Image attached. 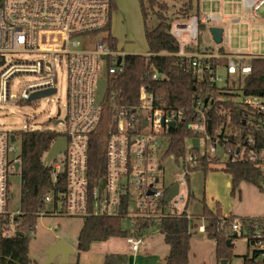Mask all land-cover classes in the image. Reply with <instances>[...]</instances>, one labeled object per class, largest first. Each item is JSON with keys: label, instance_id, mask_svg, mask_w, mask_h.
Returning a JSON list of instances; mask_svg holds the SVG:
<instances>
[{"label": "built area", "instance_id": "built-area-1", "mask_svg": "<svg viewBox=\"0 0 264 264\" xmlns=\"http://www.w3.org/2000/svg\"><path fill=\"white\" fill-rule=\"evenodd\" d=\"M242 6L248 10L253 28L264 29V22L261 26L256 25L264 0H242ZM110 11V0H0V104L30 100L36 91L55 89L56 93L57 63L63 64L67 71V110L64 127L60 130L65 133L67 148L46 163L51 169L54 188L43 198L45 207L38 216H106L155 221L169 214L185 213L192 219L193 214L187 211L189 193L185 197L180 190V184L187 182L186 174L199 164L198 155L191 151L194 147L192 138L187 141L184 174L176 182L179 191L169 202L165 197L173 183L169 188L161 183L157 171L162 166H157L155 158L165 139L168 149L169 132L184 122L185 111L166 106L163 98L145 84L140 85L135 105L120 103L119 93L109 89L110 77L124 72V57L128 54L118 44L112 48L108 40L109 32L105 28L111 20ZM245 18L242 15L226 19L211 13L193 16L185 27H173L171 34L180 45L176 55L188 60L187 70H192L210 91L233 95L231 100L225 101L249 111L240 132L231 131L228 116V122L211 133V111L220 97L215 98L210 92L212 94L205 100L198 99L193 106V121L188 127L198 135L193 138L199 139L200 154L219 157L221 161L247 159L264 169V141L257 144L253 134L264 130V93L246 95L242 85L252 73V61L264 59V55L226 50L232 40L229 24H239ZM225 20L228 22L224 23ZM200 24L221 26L222 42H214L213 49L189 53L186 48L205 39ZM185 36L187 40L182 39ZM21 53L41 54L42 57H16ZM222 69L224 73H221ZM23 74L33 75L35 79L26 82L15 94L11 90L14 79ZM152 78L158 80L160 77L155 73ZM101 79H106L108 86L100 103L97 94ZM105 100L113 111L106 141V174L99 183L91 185L89 144ZM171 122L175 123L174 128L169 126ZM12 136L14 134L0 129V230L6 238L16 235L23 215L21 205L11 206L14 187L10 178L16 175L21 178V166L17 169L20 160L17 156L9 157L16 139L12 140ZM232 139L235 141L231 142ZM261 188L264 191V181ZM220 209L225 214L221 206ZM261 220L264 221V216ZM232 226L238 231L236 223ZM255 226L251 236L253 246L263 248L264 229H260L259 224ZM197 231L206 232L204 217ZM131 232L127 241L132 251L137 252L149 233L139 235L133 228Z\"/></svg>", "mask_w": 264, "mask_h": 264}, {"label": "trees", "instance_id": "trees-1", "mask_svg": "<svg viewBox=\"0 0 264 264\" xmlns=\"http://www.w3.org/2000/svg\"><path fill=\"white\" fill-rule=\"evenodd\" d=\"M141 13L144 20V31L148 45L149 55L127 54L124 57L125 70L123 73L111 76L109 89L119 93V102L124 105H135L138 103V92L141 84L164 100L169 108L182 109L185 111L184 122L177 125L169 132L170 144L165 155L174 154L177 158L184 157L187 141L195 136L188 127L193 121V106L197 100L206 99L211 95L220 99L216 107L212 109V121L209 131L213 133L222 128V124L228 122L232 132H240L244 128L243 121L248 119L249 111L238 108L231 100L232 94L210 91L201 82L192 70H187L186 58L177 56L180 50L179 41L171 34L174 19L167 15V4L158 0H139ZM183 17L189 19L194 9L193 0H186L183 4ZM158 7V9H156ZM111 18L117 10L116 0H110ZM154 17V19H153ZM154 20V23H151ZM204 25L200 24V29ZM105 30L109 32L108 40L112 48H116L118 40L111 33V20ZM187 51H193L191 47ZM159 75L158 80L152 78L153 74ZM243 90L246 95H257L264 93V59L258 58L252 61V73L243 82ZM212 92V93H210ZM225 102V104H224ZM101 117L98 125L91 134L89 144V182L91 185L99 183L106 174V141L108 128L111 124L113 111L105 102L102 104ZM65 133L60 130L44 129L32 131H16L15 138L19 139L20 147L17 154L21 166V196L22 222L18 227L16 235L11 238L3 236L0 230V264H32L29 255L32 234L35 232L38 213L45 205L43 198L53 188V179L50 166L45 162V155L53 142ZM257 144L264 141V130L253 132ZM232 139L231 142H234ZM192 152L198 155L199 164L192 170H200L206 175L210 171H223L232 175V190L235 194L243 181L254 184L260 191L261 182L264 181V169L250 160L232 161L227 159L221 161L219 157L209 158L202 156L198 149L193 147ZM191 170V171H192ZM187 180L189 174H186ZM190 196V193H189ZM202 212L193 218H187L186 214H169L159 220L136 219L130 221L122 217L88 216L83 218V225L78 235L77 250L87 251L95 241H107L112 237L128 238L133 233H149L157 228L163 235L164 242L169 246V252L161 264H189L190 240L197 231V220L203 216L206 220L207 236L216 241V256L218 262L228 258L224 254L227 240L236 232L233 223L238 225V237L247 236L248 245L252 248L251 255H245L243 264H264L263 248L254 247L251 237L256 230V224L264 229L262 217L251 218L242 216L225 217L221 213L220 205L217 209H211L206 198L201 199ZM165 206L166 202L162 200ZM128 225V227L125 225ZM249 228V230H246ZM236 238H232V242ZM104 264H129V257L124 253H110L104 257Z\"/></svg>", "mask_w": 264, "mask_h": 264}, {"label": "rangeland", "instance_id": "rangeland-1", "mask_svg": "<svg viewBox=\"0 0 264 264\" xmlns=\"http://www.w3.org/2000/svg\"><path fill=\"white\" fill-rule=\"evenodd\" d=\"M167 4V15L173 19H186L183 17V4L186 0H158ZM238 12L241 11L242 0H233ZM118 9L113 13L111 27L113 34L117 37L118 46L127 53H143L148 51V45L144 31V20L141 13L139 0H117ZM194 9L200 4V12L207 14L217 9L211 4L219 3L220 0H193ZM158 9V7H156ZM178 17V18H177ZM154 19V17H153ZM190 19V18H189ZM177 20L174 25H177ZM259 22H264V7L259 11ZM154 23V20H151ZM232 32V42L229 48H246L252 54L264 55V29L252 27V23L242 21L239 24H229ZM211 36L207 33V39ZM186 40V37L182 38ZM8 59L11 55H7ZM16 57L37 59L41 54H17ZM58 73V91L40 98L19 101L16 104H0V129L8 131L11 135L16 131H32L53 129L61 130L63 122L57 123L65 118L67 110V71L63 64L56 65ZM224 73V70H221ZM35 77L29 74L19 75L14 79L12 92L18 94L21 87ZM14 149L9 152V157L17 156L20 143L16 138L13 142ZM165 139L155 153L157 166L162 169L157 171L161 183L169 188L174 182L180 181L184 174V157H176L174 154L165 155L167 150ZM63 156V155H62ZM46 157V155H45ZM61 157V156H60ZM220 172V173H217ZM223 171H210L206 175L200 170H192L185 184H180L181 193L188 198L187 211L195 216L202 212L201 199L206 197L207 202L217 209L220 205L224 211L223 215L258 218L264 216V191H260L254 184L247 181L240 183L235 194L231 193L223 179ZM229 174V173H227ZM231 175V174H230ZM14 195L11 206H20L21 178L11 176ZM207 193V194H206ZM213 194V197L210 194ZM213 199V200H212ZM208 204V205H209ZM210 207V206H209ZM51 208V205L48 206ZM211 208V207H210ZM212 209V208H211ZM214 210V209H213ZM214 210V211H215ZM203 218V216H201ZM201 218V219H202ZM197 220V224L201 223ZM83 225V218L70 216H41L37 220L35 232L32 234L29 255L32 264H47L48 249L57 242L58 238L64 239L74 248V253L69 256L67 262H62L57 256L49 264H104V257L110 253H124L129 257V264H156L157 257H162L167 247L163 241L162 234L155 227L147 236L144 244L140 245L138 253L132 251L131 245L125 237H112L107 241H95L87 251L77 250L78 235ZM128 227L126 224L125 227ZM189 264H243L245 255L252 254V248L248 245L247 236L240 235L233 241L232 246L224 247L223 258L218 262L214 239L207 236L206 232L196 231L190 240Z\"/></svg>", "mask_w": 264, "mask_h": 264}, {"label": "water", "instance_id": "water-1", "mask_svg": "<svg viewBox=\"0 0 264 264\" xmlns=\"http://www.w3.org/2000/svg\"><path fill=\"white\" fill-rule=\"evenodd\" d=\"M186 24L181 25V27H185ZM210 32L212 34L213 40L215 43L220 44L222 42V33L223 28L220 26H211ZM121 61V58H119V61ZM108 86V82L106 79L99 80L98 83V94L97 99L101 103L105 96V89ZM55 89L50 90H42V91H36L31 94L30 100L40 98L42 96L49 95L51 93H54ZM262 94V93H261ZM63 122V120L57 121V123ZM171 128H174L175 123L171 122L169 125ZM15 136H12V140H14ZM192 143L196 149L199 147V139L198 138H192ZM67 148V139L65 136H61L58 139H56L53 144L51 145L49 151L46 154L45 161L47 164H49L57 155L64 153ZM20 168V162L17 163V169ZM105 185V180L103 181V186ZM179 191V184L174 182L172 186L169 188L168 193L165 197V201L169 202ZM238 232H234L231 237L227 240V245L232 246V238H237ZM74 253V248L70 246L64 239L58 238L57 242L53 245H51L48 249V261L47 264L53 262L54 258L57 256L61 257L62 262H67L69 260V256ZM226 261L222 260V264H225Z\"/></svg>", "mask_w": 264, "mask_h": 264}, {"label": "crops", "instance_id": "crops-1", "mask_svg": "<svg viewBox=\"0 0 264 264\" xmlns=\"http://www.w3.org/2000/svg\"><path fill=\"white\" fill-rule=\"evenodd\" d=\"M116 4H117V9H118V2H117V0H116ZM211 5L214 6V8H216L217 10L215 12H209V13L214 14V15L222 16V17H224L226 19H229V18L235 17V16H242V15H244V17H246V18L243 19L242 21L251 22L252 23V27H254V23L249 19V12H248V10L245 9L243 6H241V11L238 12V9L236 8V5H235V3H234L233 0H220L219 3L216 2V3H213ZM116 11L117 10H115L114 12H116ZM203 15L204 14L202 12H200V4H198L197 5V10L196 11H191V17H190V19L193 16H203ZM190 19H179L178 18V19H175L174 21H176V20L178 21L176 26H181L183 24H186ZM226 22H228V21L225 20L224 23H226ZM262 24L263 23L262 22H259V20H258V22H257L256 25L257 26H261ZM211 26H213V25H204V28L201 29V32L202 31L205 32V39H204V41L200 40L199 42H194L191 46H189V47H191L194 50L193 51H189V53H194L195 54V53H198V52L203 51L204 49H213L214 40H213L212 34L210 32V27ZM217 26H219V25H217ZM173 27H175L174 23H173ZM257 29H260V28H257ZM111 33L113 34L112 27H111ZM207 33H209L210 36H211L210 40L207 39ZM113 36H115V35L113 34ZM185 37H186V40H187L188 37L187 36H185ZM231 42H232V40H231ZM230 45H231V43H230ZM230 45L226 47V50L227 51L246 50V48H242V47H236V48L231 49V48H229ZM146 52H148V51H146ZM144 53L145 52H143L141 54H144ZM129 54H139V53H129ZM255 55H258V54H255ZM217 173H220V172H217ZM222 175H223V179L226 182V185L228 186L229 190L232 189V175L227 174V173H222ZM210 196L213 197V194L211 193ZM209 206L212 209L215 210V208L212 207L210 204H209ZM231 214L234 215V216H238V215H235L233 213H231ZM242 217H245V216H242ZM162 237H163V235H162ZM163 241H164V237H163ZM214 243H215V246H216V241L215 240H214ZM165 246L167 247V249H166V251H165V253L163 254L162 257H157L158 259L156 260V264H161L164 261L166 255L168 254V252H169V246L166 243H165ZM138 251L137 252H134V253H138ZM189 258H190V253H189Z\"/></svg>", "mask_w": 264, "mask_h": 264}]
</instances>
